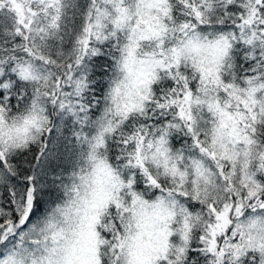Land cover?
Listing matches in <instances>:
<instances>
[{
	"label": "snow or ice",
	"instance_id": "1",
	"mask_svg": "<svg viewBox=\"0 0 264 264\" xmlns=\"http://www.w3.org/2000/svg\"><path fill=\"white\" fill-rule=\"evenodd\" d=\"M0 264H264V0H0Z\"/></svg>",
	"mask_w": 264,
	"mask_h": 264
}]
</instances>
